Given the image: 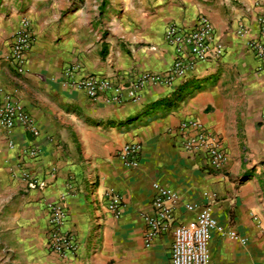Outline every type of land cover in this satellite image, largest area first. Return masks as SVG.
Wrapping results in <instances>:
<instances>
[{
	"label": "crops",
	"instance_id": "crops-1",
	"mask_svg": "<svg viewBox=\"0 0 264 264\" xmlns=\"http://www.w3.org/2000/svg\"><path fill=\"white\" fill-rule=\"evenodd\" d=\"M261 14L264 0H0V95L22 103L40 131L32 137L0 126V264H171L174 226L197 213L186 204L210 205L220 225L246 240L213 232L212 264H264V74L236 34L245 27L256 36ZM201 16L224 53L184 81L148 86L139 101L123 104L92 101L74 85L89 75L125 84L167 71L176 57L167 28L190 30ZM23 19L34 41L28 72L19 75L9 57ZM192 120L218 141L222 170L205 150L181 148L196 133L181 124ZM125 142L142 145L136 168L118 156ZM25 173L43 186L30 187ZM154 183L181 201L175 225L148 246ZM107 190L124 198L118 219L107 210ZM56 201L78 247L68 256L47 246L46 203Z\"/></svg>",
	"mask_w": 264,
	"mask_h": 264
},
{
	"label": "built area",
	"instance_id": "built-area-1",
	"mask_svg": "<svg viewBox=\"0 0 264 264\" xmlns=\"http://www.w3.org/2000/svg\"><path fill=\"white\" fill-rule=\"evenodd\" d=\"M258 33L250 36L245 27H240L236 34L246 38V46L253 55L261 61L259 72L264 74V14L257 17ZM165 40L176 50V57L172 65L163 73L143 72L128 78L125 84H117L112 80L89 75L74 85L83 90L92 101L123 104L129 101H139L140 92L148 86H171L178 81H184L192 73L197 64L211 59L221 58L224 46L215 42V27L212 21L201 16L192 29H186L176 24H171L165 33ZM34 41V34L30 22L23 19L14 33L10 53V63L19 75H25L29 61V52ZM148 49L155 51L156 47ZM71 68L69 75H72ZM264 121V116H263ZM0 126L11 133L16 127L23 128L32 137H38L40 131L37 123L28 110L11 94L2 91L0 95ZM182 129L195 130L194 135L188 136L181 143V148L191 154L205 150L209 157L211 167L222 170L226 162V155L221 151L218 141L204 131L199 121H185ZM142 145L138 142H125L122 144L118 156L128 168L139 166ZM31 156H36L37 151L31 150ZM30 187H36L38 180L29 179L25 173ZM43 186V184H40ZM154 213L144 216L148 231L146 244L149 246L155 238L170 230L175 225V212L180 204V196L170 188L159 183L153 184ZM107 210L118 219L123 214L124 198L114 190H107L103 195ZM49 212V230L47 246L53 253L68 256L77 251L78 247L74 236L66 229L67 210L64 202H47ZM186 209L196 211L193 220L175 225L173 228V244L171 248V264H212L210 241L213 232L227 235L235 240L246 242L235 231L226 230L218 223L213 215L212 207H200L197 204H186Z\"/></svg>",
	"mask_w": 264,
	"mask_h": 264
}]
</instances>
